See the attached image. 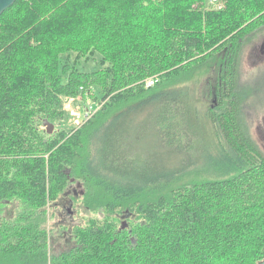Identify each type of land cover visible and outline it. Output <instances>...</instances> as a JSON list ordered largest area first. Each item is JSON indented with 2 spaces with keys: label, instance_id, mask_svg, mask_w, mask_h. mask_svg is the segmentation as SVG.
I'll return each instance as SVG.
<instances>
[{
  "label": "trees",
  "instance_id": "obj_1",
  "mask_svg": "<svg viewBox=\"0 0 264 264\" xmlns=\"http://www.w3.org/2000/svg\"><path fill=\"white\" fill-rule=\"evenodd\" d=\"M205 1L16 0L0 15V264H264V152L236 48L264 0ZM91 86L100 107L49 134L64 97ZM67 183L102 217L53 251L49 206Z\"/></svg>",
  "mask_w": 264,
  "mask_h": 264
},
{
  "label": "rangeland",
  "instance_id": "obj_2",
  "mask_svg": "<svg viewBox=\"0 0 264 264\" xmlns=\"http://www.w3.org/2000/svg\"><path fill=\"white\" fill-rule=\"evenodd\" d=\"M224 0H206L204 9H222ZM256 13L253 17H259ZM242 36L239 38V94L242 99V115L249 127V131L259 148L264 152V17L261 24L255 25L252 19L243 24ZM227 38L223 42L227 43ZM231 45V43H229ZM235 47V46H233ZM80 67L91 69L98 65L95 57H82ZM212 66V67H211ZM209 68L200 69L201 72L194 73V78L202 88L205 82L210 81L215 75V66L211 64ZM199 71V70H198ZM147 79V83H150ZM92 85V84H91ZM81 90L78 96L64 97L62 118L52 119L55 124L53 134L56 136L62 129L69 132L78 129L88 119L83 116V109L86 102L95 103L99 108L101 103L100 92L96 86H91L88 91L86 87ZM207 99V104L215 107L218 105L216 94H211ZM80 110V111H79ZM42 128V127H41ZM46 130V127L44 126ZM49 133V134H52ZM77 189V194L73 190ZM82 187L77 183L71 185L67 183L58 196V200L49 206L48 220L46 226L50 233L51 250L59 251L67 247L66 241L72 237L76 225H85L89 219L102 217L101 211L87 209L82 203L80 191ZM75 198V199H74ZM127 217H122L120 221H127Z\"/></svg>",
  "mask_w": 264,
  "mask_h": 264
},
{
  "label": "water",
  "instance_id": "obj_3",
  "mask_svg": "<svg viewBox=\"0 0 264 264\" xmlns=\"http://www.w3.org/2000/svg\"><path fill=\"white\" fill-rule=\"evenodd\" d=\"M16 0H0V15L9 8ZM44 125L47 128L48 133H52L55 127V124L52 121H49L48 119L44 120ZM127 221H124L122 224V227H126Z\"/></svg>",
  "mask_w": 264,
  "mask_h": 264
},
{
  "label": "built area",
  "instance_id": "obj_4",
  "mask_svg": "<svg viewBox=\"0 0 264 264\" xmlns=\"http://www.w3.org/2000/svg\"><path fill=\"white\" fill-rule=\"evenodd\" d=\"M152 82H153V80H150V83H152ZM94 110H95V108L92 104L86 106L84 109V112H83V116L85 117V119L89 118L93 114Z\"/></svg>",
  "mask_w": 264,
  "mask_h": 264
},
{
  "label": "flooded vegetation",
  "instance_id": "obj_5",
  "mask_svg": "<svg viewBox=\"0 0 264 264\" xmlns=\"http://www.w3.org/2000/svg\"><path fill=\"white\" fill-rule=\"evenodd\" d=\"M77 192H78L77 189H74V190H73V194H74V195H76Z\"/></svg>",
  "mask_w": 264,
  "mask_h": 264
}]
</instances>
